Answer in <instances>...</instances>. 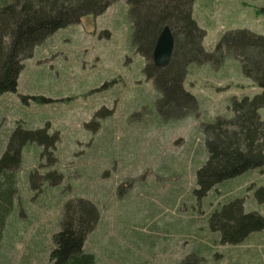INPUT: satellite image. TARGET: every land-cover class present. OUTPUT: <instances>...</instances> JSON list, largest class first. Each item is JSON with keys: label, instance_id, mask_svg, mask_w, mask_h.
<instances>
[{"label": "rangeland", "instance_id": "1", "mask_svg": "<svg viewBox=\"0 0 264 264\" xmlns=\"http://www.w3.org/2000/svg\"><path fill=\"white\" fill-rule=\"evenodd\" d=\"M194 16L207 31L209 51L230 29L264 33V0H196ZM23 64L17 91L0 97V156L17 126L44 127L55 142L43 154L35 143L23 149L0 264H50L63 204L75 196L100 210L85 242L98 264H177L186 256L190 264H264V231L223 244L208 223L212 210L236 197L247 211L264 214L257 195L264 168L202 198L195 193L208 158L204 124L231 117L233 97L260 91L239 60L192 63L184 84L199 109L165 117L133 42L127 0H118L48 36ZM46 171L62 180L48 183Z\"/></svg>", "mask_w": 264, "mask_h": 264}, {"label": "trees", "instance_id": "2", "mask_svg": "<svg viewBox=\"0 0 264 264\" xmlns=\"http://www.w3.org/2000/svg\"><path fill=\"white\" fill-rule=\"evenodd\" d=\"M118 0H0V97L16 92L23 61L35 48L59 29L80 22L87 15H100ZM196 0H127L133 25V42L146 64L145 75L159 93L158 111L165 117H183L199 109L197 97L185 87L192 63L222 64L229 56L239 60L244 75L260 91L255 95L233 97V115H218L204 122L207 159L197 171L196 196H207L213 189L245 172L264 168V33L247 27L226 31L213 51L204 46L207 34L194 16ZM171 27L175 45L170 62L158 67L153 52L163 28ZM46 128L17 126L0 156V238L13 205L17 179L14 170L23 161V149L31 143L42 146V154L54 144ZM40 152V153H41ZM30 177L36 182V177ZM55 175V177H54ZM48 183L62 179L46 171ZM32 186H35L32 183ZM264 201V186L257 191ZM61 228L53 236L50 264H98L97 255L85 242L100 219L98 206L89 198L75 196L63 204ZM213 232L223 244H240L252 234L264 231V214L247 211L243 198L222 202L208 215ZM198 253V251H197ZM196 253V254H197ZM190 255V254H189ZM189 257L177 264H190Z\"/></svg>", "mask_w": 264, "mask_h": 264}, {"label": "water", "instance_id": "3", "mask_svg": "<svg viewBox=\"0 0 264 264\" xmlns=\"http://www.w3.org/2000/svg\"><path fill=\"white\" fill-rule=\"evenodd\" d=\"M175 45L174 34L170 26L166 25L160 33L153 52V61L158 67L169 64Z\"/></svg>", "mask_w": 264, "mask_h": 264}]
</instances>
